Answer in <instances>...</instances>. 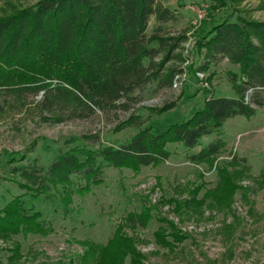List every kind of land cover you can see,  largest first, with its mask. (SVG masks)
Listing matches in <instances>:
<instances>
[{
  "label": "rangeland",
  "instance_id": "rangeland-1",
  "mask_svg": "<svg viewBox=\"0 0 264 264\" xmlns=\"http://www.w3.org/2000/svg\"><path fill=\"white\" fill-rule=\"evenodd\" d=\"M0 1L21 8L39 0ZM225 2L218 8L210 0H162L175 18L157 24L151 17L147 33L157 28L163 38L184 36L165 65L181 73L173 84L152 82L136 90L135 105L126 112H96L54 124L39 118L42 94L27 97L22 107H6L0 117V210L23 196L26 208L41 212L52 231L45 236L0 233V264H76L84 244L105 245L116 234L132 239L138 264H264V106L252 118L229 119L218 134L202 138L190 152L169 144L170 157L158 165L130 169L105 164L102 182L91 187L73 176L67 189L58 186L57 192L50 189L47 196L34 198L24 195L18 186L24 180L12 173L17 167L37 168L36 176H44L56 157L73 146L119 148L137 133L134 128L113 132L131 114L159 134L190 118L208 96L233 98L226 75L231 66L225 61L210 67V81L195 78L201 61L195 42L212 25L233 21L238 13L264 21V0ZM169 104L160 115L151 111ZM216 141L223 144L208 161L189 162L187 155ZM63 188L72 191L66 208L60 204ZM129 216L140 224L145 216L144 227L127 225ZM131 260L127 255L122 264Z\"/></svg>",
  "mask_w": 264,
  "mask_h": 264
},
{
  "label": "trees",
  "instance_id": "trees-1",
  "mask_svg": "<svg viewBox=\"0 0 264 264\" xmlns=\"http://www.w3.org/2000/svg\"><path fill=\"white\" fill-rule=\"evenodd\" d=\"M210 2L218 8L226 3ZM151 17L157 24L175 18L162 0H39L21 8L3 2L0 117L9 104L22 107L27 97L39 94L42 98L37 108L43 122L83 120L96 112L106 116L128 111L135 105L133 93L152 82L175 83L181 72L165 65L185 38L160 37L157 28L148 34ZM195 48L201 58L194 72L196 79L199 74L205 82L210 81L214 75L210 67L221 61L236 68L226 72L233 98L208 96L190 118L159 134L131 114L113 129L114 133L137 130L125 145L97 150L73 146L56 157L44 176H36L37 168H13L12 173L25 182L18 185L26 191L24 195L38 198L47 196L50 189L57 192L58 186L67 189L73 176H80L87 187L98 185L105 164L130 169L158 165L170 157L169 144H179L190 152L200 146L202 138L218 134L229 119L254 117L256 108L264 106V21L238 13L233 21L212 25L196 40ZM169 106L151 111L160 115ZM222 144L216 141L187 158L194 164L208 161ZM66 189L60 201L65 208L72 194ZM143 218L140 224L129 216L125 223L143 228ZM0 231L4 235L21 231L45 236L52 230L45 225L42 213L26 208L20 196L0 210ZM84 245L76 264H122L127 255L132 258L130 264H138L132 239L116 234L105 245Z\"/></svg>",
  "mask_w": 264,
  "mask_h": 264
},
{
  "label": "built area",
  "instance_id": "built-area-1",
  "mask_svg": "<svg viewBox=\"0 0 264 264\" xmlns=\"http://www.w3.org/2000/svg\"><path fill=\"white\" fill-rule=\"evenodd\" d=\"M197 14H198V17L200 16L199 18H201L202 11H200V10H197ZM198 76H202V75H199V74H198Z\"/></svg>",
  "mask_w": 264,
  "mask_h": 264
},
{
  "label": "crops",
  "instance_id": "crops-1",
  "mask_svg": "<svg viewBox=\"0 0 264 264\" xmlns=\"http://www.w3.org/2000/svg\"><path fill=\"white\" fill-rule=\"evenodd\" d=\"M235 69H236L235 67H231V68H230V70H233V71H235Z\"/></svg>",
  "mask_w": 264,
  "mask_h": 264
}]
</instances>
